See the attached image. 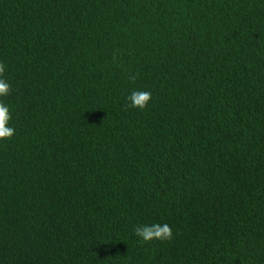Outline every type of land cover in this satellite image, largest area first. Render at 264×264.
<instances>
[{
    "label": "trees",
    "instance_id": "trees-1",
    "mask_svg": "<svg viewBox=\"0 0 264 264\" xmlns=\"http://www.w3.org/2000/svg\"><path fill=\"white\" fill-rule=\"evenodd\" d=\"M0 62V264H264V0H0Z\"/></svg>",
    "mask_w": 264,
    "mask_h": 264
},
{
    "label": "clouds",
    "instance_id": "clouds-1",
    "mask_svg": "<svg viewBox=\"0 0 264 264\" xmlns=\"http://www.w3.org/2000/svg\"><path fill=\"white\" fill-rule=\"evenodd\" d=\"M7 66L0 62V98L10 94L11 85L3 78ZM134 79V77L132 78ZM151 99V93L148 91H132L125 97L126 107L143 110ZM11 109L10 106L0 100V142L10 140L15 129L11 126ZM133 233L138 243H150L152 241H166L171 239V229L167 223H138L133 229Z\"/></svg>",
    "mask_w": 264,
    "mask_h": 264
}]
</instances>
